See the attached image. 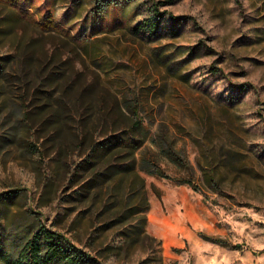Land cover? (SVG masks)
Masks as SVG:
<instances>
[{"label":"rangeland","instance_id":"1","mask_svg":"<svg viewBox=\"0 0 264 264\" xmlns=\"http://www.w3.org/2000/svg\"><path fill=\"white\" fill-rule=\"evenodd\" d=\"M112 1L0 0L5 247L16 262L41 221L104 264H264V0ZM80 91L92 106L66 124L62 101ZM114 100H136L150 127L137 157L156 154L194 187L144 173V214L126 182L80 197L78 164L112 127L96 117H112Z\"/></svg>","mask_w":264,"mask_h":264},{"label":"trees","instance_id":"2","mask_svg":"<svg viewBox=\"0 0 264 264\" xmlns=\"http://www.w3.org/2000/svg\"><path fill=\"white\" fill-rule=\"evenodd\" d=\"M33 2L34 0H28L29 6H32ZM105 6L109 10L112 6H115V3L112 0H105ZM34 8L38 10V12L36 11L37 14L41 11L40 14L46 19L47 27L55 26L52 19L53 15L50 13L52 7L35 5ZM180 18V16H174L175 20ZM62 91L65 94L69 92V82L63 86ZM62 102L67 106L63 117V121L66 124L70 121L71 116L75 115L71 110L72 108L83 107L85 111L82 114L85 117V112L92 106L91 100L84 98L83 91H80L74 98H65V101ZM124 105L128 110H124L119 101L114 100V106L117 110L112 117H108V115L101 118L99 116L96 117L98 118L96 119L98 123L100 121L103 122L104 118H108L107 120L111 121L112 127L102 139L96 140L90 146L89 152L78 164L87 176L81 184L79 193L80 197H85L93 190L102 188L106 184L116 186L126 182L129 187H134L143 195L144 206L140 207V210L144 214L148 208L144 173L171 178L176 184H188L192 187L195 184L190 173L181 177L169 175L156 154H143L140 158L137 157V152L142 148L150 132V127L144 122V117L136 100H133L132 103L125 102ZM58 114L57 111H54L51 116L58 120ZM120 122L124 123L123 127L117 125ZM157 137L158 135L156 136V133H154L151 140L158 142ZM160 137L162 139L167 136L164 133ZM83 144L84 139H80L79 146ZM162 150L173 161L191 170L187 160L180 158L179 153H176L173 147L168 146L167 148H162ZM1 203L2 198H0V259H2L0 264H22V262H25V264H104L100 261L98 255L92 254L84 246L77 245L63 233L48 228L41 221L37 223L33 230L27 231L25 234L24 244L19 251L18 260L15 262L13 259L15 251L8 250L4 243L5 237L1 230ZM122 218L123 216L119 215L114 217L113 220H121ZM145 220V216H143L142 222H145ZM201 236L216 243H224V240L218 237L202 234ZM137 238V235L132 237L133 240ZM234 246L237 247L239 245Z\"/></svg>","mask_w":264,"mask_h":264}]
</instances>
